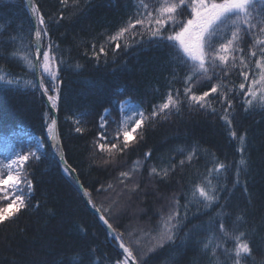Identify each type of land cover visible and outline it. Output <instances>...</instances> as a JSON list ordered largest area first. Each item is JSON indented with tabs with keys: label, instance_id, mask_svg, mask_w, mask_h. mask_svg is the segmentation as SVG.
<instances>
[{
	"label": "trees",
	"instance_id": "1",
	"mask_svg": "<svg viewBox=\"0 0 264 264\" xmlns=\"http://www.w3.org/2000/svg\"><path fill=\"white\" fill-rule=\"evenodd\" d=\"M36 3L46 19L58 14L61 7L59 0H36ZM133 3L134 0H88L85 5L82 0V10L78 14L70 15L73 9H67L66 18L58 26L52 23L50 29L52 40L59 45L57 55L65 60L61 65L62 92L56 111L63 155L76 169L78 180L92 193L96 205L108 207L106 197L115 198V193L122 188L116 178L118 173L131 168L134 161H144V153L151 152L150 159L131 181L139 183L140 190L135 194L125 191L120 197L124 207L109 217L118 232L130 231L137 225H143L145 230L154 226L153 216L174 195H178L183 204V194L212 166L213 154L216 162L240 159L236 152L238 141L227 135L226 126L219 119L221 113L189 108L186 103L179 114L173 112L168 119L146 124L143 139L131 151L119 156L116 164H102L106 157L94 149L93 141L100 131L99 118L104 109L112 110L108 125V133L112 135L116 124L111 121L114 119L118 123L120 120L118 103L114 101L128 97L146 114L150 113L153 105L163 102L169 90L180 89L182 92V79L187 72L176 63L167 64L166 54L172 55L171 49L149 44L121 52L115 61L109 52L107 63L104 57L99 63L92 58V42L99 47L107 35L114 33L132 13ZM29 23L25 0H0V25H3L0 40L5 41L0 46V53L7 56L14 49L15 45L7 43L8 38L21 30L26 35ZM77 63L82 67L75 68ZM0 66L13 74L23 71L15 61L3 58H0ZM24 78L33 77L25 75ZM229 79L234 85L241 82L235 73ZM210 86V83L201 84L195 90L199 94ZM218 99L213 97V103L219 109ZM241 99L235 97L233 123L238 135L246 133L247 169L241 173L240 183L233 187L235 166L232 163L226 184L231 191L224 192L220 203L206 210V214L190 219L180 238L193 225H207L211 217L224 211L228 213L229 232L243 231L250 242L252 255L244 264H264V110L245 112ZM47 108L39 91L17 90L0 83V141H12L19 149L35 145L37 137L46 141L44 113ZM85 112L88 115L81 117L84 123L79 125L85 131L76 133V125L67 117L75 118ZM193 147L197 149V155L191 163L180 167L179 161ZM178 150H182V154ZM49 151L46 143L45 148L40 149L41 159L28 166L34 192L28 196L27 209L0 224V264H109L119 258V249L99 217L81 198L72 176L64 173L59 161L47 154ZM173 164L176 168L166 179L148 174L152 166L165 168ZM108 183L113 184L114 191H96ZM225 203L226 208L221 209L220 205ZM80 226L85 231H80ZM206 236V232H200L193 241L179 248L169 245L158 249L145 258L144 264H232L222 251L217 253V258L201 251L194 241ZM226 246L232 248L233 243L228 241Z\"/></svg>",
	"mask_w": 264,
	"mask_h": 264
},
{
	"label": "snow or ice",
	"instance_id": "2",
	"mask_svg": "<svg viewBox=\"0 0 264 264\" xmlns=\"http://www.w3.org/2000/svg\"><path fill=\"white\" fill-rule=\"evenodd\" d=\"M81 2L82 0H59L61 7L58 14L54 13L46 19L36 0H25L30 16L27 34L21 30L10 36L7 43L15 45L14 49L7 56L0 53V58L15 61L21 65L23 71L13 74L0 66V83L17 90H37L47 97L48 108L44 113V122L47 125L48 141L52 142L51 151L47 154L51 156L54 153L59 157V164L64 173L72 175L83 196L87 198V204L109 229L108 235L119 249V258L111 260L109 264H144L145 258L158 249L169 245L179 248L193 241L200 232H206V238L196 239L194 242L201 246L202 251L209 253L210 257L217 258V253L222 251L232 264H244L246 258L252 255L250 242L245 239L246 233L243 231L229 232L228 213L224 211L211 217L207 225H193L184 232L182 238L180 233L190 219L206 214V210L220 203L224 192L231 191L226 184L232 163L235 166L233 187L240 183V175L247 169L248 161L244 155L246 133L238 135L233 123L235 97H242L240 104L245 112L264 110V0H134L132 13L115 32L107 35L103 42L99 43V47L95 41L92 42L91 56L97 63L101 57H104L107 63L109 52L115 61L121 52L127 53L133 47L149 44L171 49L176 66L187 69L182 79V92L180 89L175 92L169 90L163 102L153 105L150 113L146 114L143 109L131 107L125 112L124 101H114L113 103H118L121 118L118 123L114 119L111 121L116 124L112 135L108 133L112 110L104 109L99 118L100 131L93 141L94 149L106 157L102 161L103 165H114L119 156L131 151L143 139L146 124L158 119H168L173 112L179 114L186 103L189 108H198L212 114L221 113L219 119L226 126L227 135L231 140L238 141L236 152L240 156L239 160L216 162L217 158L213 154L212 166L183 194V204L180 197L174 195L158 210V219L154 226L145 230L143 225H137L127 232H118L109 222V217L124 207L120 197L125 191L135 194L140 190L139 183L131 181L141 171L147 159H150L151 152L144 153V161H134L131 168L118 173L117 181L122 186L121 191L115 193V198L106 197L109 201L108 207H98L92 200L89 189L73 175L76 169L62 154L63 144L57 132V117L54 114L49 115L50 111L54 113L59 107L62 92L60 72L61 65L65 63V60L57 55L59 45L51 38V25L55 23L58 26L66 18L65 11L69 8L73 9L70 15L78 14L82 10ZM83 3L86 5L88 0H83ZM2 27L3 25H0V28ZM4 43L5 41L0 40V46ZM87 54L86 50L85 55ZM81 67L79 63L75 65L77 69ZM233 73L241 78L238 85L232 84L229 79ZM25 75L33 78L25 79ZM209 83L211 86L207 90L197 94L195 89L199 85ZM213 97H219V109L214 105ZM86 115L88 113L85 112L75 118L67 117L76 125V133L85 131L79 125L84 123L81 117ZM45 146L46 141L37 137L35 145L21 148L0 161V224L10 221L22 210L27 209L28 196L34 192L32 173L28 166L41 159L40 149ZM178 151L182 154V150ZM196 155L197 149L193 147L185 158L179 161V166L191 163ZM175 168V164L165 168L152 166L148 174L163 180ZM96 191H114V186L108 183ZM226 206V203L220 205L221 209ZM239 219L237 217V220ZM79 230L85 231L83 226H80ZM228 241L233 243L232 248L226 246Z\"/></svg>",
	"mask_w": 264,
	"mask_h": 264
},
{
	"label": "rangeland",
	"instance_id": "3",
	"mask_svg": "<svg viewBox=\"0 0 264 264\" xmlns=\"http://www.w3.org/2000/svg\"><path fill=\"white\" fill-rule=\"evenodd\" d=\"M30 18V17H29ZM167 57H166V61H167V64L172 66V63L175 64L174 60H173V56L172 55H169V54H166ZM165 61V60H164ZM44 99V98H43ZM125 105H126V108H125V112H127V108L128 107H131V108H134V109H141L139 105L135 104L134 102L130 101L129 99H124L123 100ZM119 110V109H118ZM104 112V111H103ZM120 112V111H119ZM103 114V113H102ZM120 116H121V113H120ZM36 140V139H35ZM36 142V141H35ZM20 150L17 146H15L12 141H0V161H3L5 160L6 157H9L12 153L16 152ZM63 154V153H62ZM76 173V172H75ZM77 176V175H76ZM80 182V181H79ZM81 183V182H80ZM78 186V184H77ZM79 188V187H78ZM80 192V190H79ZM81 196V195H80ZM153 220H157L158 219V215L156 216H153L152 218Z\"/></svg>",
	"mask_w": 264,
	"mask_h": 264
},
{
	"label": "bare ground",
	"instance_id": "4",
	"mask_svg": "<svg viewBox=\"0 0 264 264\" xmlns=\"http://www.w3.org/2000/svg\"><path fill=\"white\" fill-rule=\"evenodd\" d=\"M124 99H129L128 97H125V98H123L122 100H120V101H123ZM130 101H132V102H134L135 104H137V105H139L138 103H136L135 101H133V100H131V99H129ZM140 106V105H139ZM48 107V106H47ZM117 107H118V105H117ZM141 108V107H140ZM55 113V115H56V111L54 112ZM50 114L51 115H53V113L50 111ZM13 144H15L14 142H12ZM46 143H47V146H48V148H49V150L51 151V148H50V145H51V141H48V138L46 139ZM53 156L59 161V159L57 158V156H55L54 155V153H53ZM130 166H132V165H130ZM118 176V175H117ZM117 176H116V178H117ZM90 209V208H89ZM91 210V209H90ZM92 211V210H91ZM93 212V211H92ZM94 213V212H93ZM96 214V213H95ZM97 215V214H96ZM98 216V215H97ZM105 226V225H104ZM106 228V227H105ZM106 230H107V228H106ZM108 231V230H107ZM109 232V231H108ZM197 245H199V244H197ZM192 247H195L194 245L192 246ZM200 248H201V246H199ZM197 250H198V248L197 247H195ZM202 251V250H201ZM198 253H199V250H198Z\"/></svg>",
	"mask_w": 264,
	"mask_h": 264
},
{
	"label": "water",
	"instance_id": "5",
	"mask_svg": "<svg viewBox=\"0 0 264 264\" xmlns=\"http://www.w3.org/2000/svg\"><path fill=\"white\" fill-rule=\"evenodd\" d=\"M28 10V9H27ZM30 17V16H29ZM39 93L41 94V96L44 98V100H45V102H46V104H47V106H48V100H47V97L46 96H44L43 94H42V92H40L39 91ZM53 113V112H52ZM54 115H55V113H53ZM57 158L59 159V157L57 156ZM73 175H75L76 176V173H74ZM77 177V176H76ZM78 187H79V185H78ZM79 190H80V188H79ZM80 195H81V198L83 199V201L86 203V205L94 212V213H96L95 212V210L89 205V204H87V202H86V200H87V198L86 197H84L83 196V193L81 192V190H80ZM97 214V213H96ZM98 215V214H97ZM105 227H106V225H105ZM107 228V227H106ZM107 230L109 231V229L107 228Z\"/></svg>",
	"mask_w": 264,
	"mask_h": 264
}]
</instances>
